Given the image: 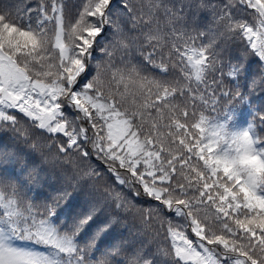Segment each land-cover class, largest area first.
Here are the masks:
<instances>
[{
  "label": "snow or ice",
  "instance_id": "6c2138e0",
  "mask_svg": "<svg viewBox=\"0 0 264 264\" xmlns=\"http://www.w3.org/2000/svg\"><path fill=\"white\" fill-rule=\"evenodd\" d=\"M198 7L264 69V0ZM117 8L129 28L113 20ZM180 19L183 6L163 0H83L71 19L64 0L0 9V264H264V134L230 104L205 114L218 91L251 108L247 64L230 62L238 91L221 90V41ZM249 114L264 125V107ZM38 140L40 159L21 150L35 154ZM93 159L112 178L102 190ZM42 164L62 169L79 202L65 189L36 203L22 177L39 181ZM129 217L147 243H106Z\"/></svg>",
  "mask_w": 264,
  "mask_h": 264
},
{
  "label": "trees",
  "instance_id": "16d2710c",
  "mask_svg": "<svg viewBox=\"0 0 264 264\" xmlns=\"http://www.w3.org/2000/svg\"><path fill=\"white\" fill-rule=\"evenodd\" d=\"M114 2L118 3V0H114ZM133 4H138V0H132ZM165 4L170 7L174 6V10L180 11L181 6H183V19L176 21V26L179 28L181 25L186 27L188 34L196 35L199 31L203 30L208 33L203 39L206 41L208 39H217L221 41V56L223 61V71L224 76L221 77L220 73L217 72L216 79L218 81H222L220 86L221 90H228L233 95L238 91L235 83H230L227 73L229 71L230 62L232 64L236 63V59L240 58L245 61L247 64V77L249 79V89H244L250 99H251V108L249 109L247 104L240 105L235 101H229L227 97L220 96V92H217V96L220 97L219 103L217 104V112L213 113L210 108L205 110V114L209 117L212 116H222L223 110L226 109L229 104L235 108L239 113V123L241 126L246 127L248 122H253L255 127L253 131L258 134L261 133V128L264 125H261L258 119V116L255 120H253L252 116L249 114L250 111H254L257 108L264 107V86L261 84V80L264 79L260 74L264 73V69H261L254 61L251 60V57L246 56L243 46L239 42L233 41H225L222 37L218 35L220 31H222V24H216L214 22L213 13L210 8H200L198 5L201 0H163ZM205 3H215L219 4L221 0H204ZM36 0H0V9H8L12 12H16L25 6L31 7L34 6ZM83 0H64L65 4V14L67 19L74 18L77 9L81 6ZM35 15V13H33ZM157 15L160 18V26L164 31H169V26L167 21L165 20L163 10L159 11ZM113 20L121 25V27L127 29L130 27V24L127 22V17L121 13L119 8L116 9L113 13ZM215 34V35H214ZM112 31L108 30L103 34V38L101 40V46H109L112 41ZM201 41L198 39L196 41L199 44ZM167 51V48H165ZM117 54V63L119 62ZM94 56L97 59L102 58V54L97 51L94 53ZM135 59H139V57H135ZM176 76H179V72L174 71L173 73ZM254 80L255 83L252 84L251 81ZM209 82H211V77H209ZM238 83L243 86L244 79L238 81ZM216 85H211V88L215 89ZM197 107L200 110H204V106L197 101ZM11 133H6L4 135V139L7 143H11L10 137ZM44 141H37V149L36 153L33 154L32 150L24 145H21V150L30 156H34L36 159H40L39 153L41 151L46 152L47 150L44 148ZM92 163L100 168L102 172H105V166L102 165L99 161L93 159ZM41 167L44 169L40 174L39 181H33L27 178V176L22 177L23 180L26 181L28 187L33 189V194L37 196L36 203L42 204L43 198L48 197L51 198L55 196V194L59 191H63L67 189L70 192L72 197L73 206L75 203L79 202V200L83 196V192L79 191L75 187H71L69 182L63 176L62 169L59 166L53 167L50 164H42ZM19 170V169H18ZM112 178L110 174H105L96 181L97 188L101 190L106 184L111 183ZM112 211H115L114 209ZM138 224L132 218H128L126 221H123L121 225L117 228V230L108 238L107 242L112 241L113 239H119L124 242V244L128 248L139 247L142 243H147L148 237L146 235H142L137 231ZM161 240H154L151 243V247L154 249L157 243H161Z\"/></svg>",
  "mask_w": 264,
  "mask_h": 264
}]
</instances>
